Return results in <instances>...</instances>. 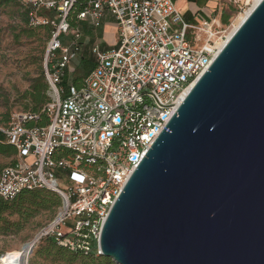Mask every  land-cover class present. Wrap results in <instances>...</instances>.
<instances>
[{
    "label": "built area",
    "instance_id": "obj_1",
    "mask_svg": "<svg viewBox=\"0 0 264 264\" xmlns=\"http://www.w3.org/2000/svg\"><path fill=\"white\" fill-rule=\"evenodd\" d=\"M19 1L31 25L53 26L45 77L55 97L40 113H15L0 122V134L17 151V162L1 171L0 196L12 200L38 188L56 192L62 206L36 241L52 238L71 251L101 256L102 229L112 205L186 91L228 40L234 17L226 25L222 13L209 14L194 24L174 0H89L78 18L97 25L110 12L118 42L105 50L94 47L95 65L81 86L63 87L61 79L78 56L82 37L67 20L76 0ZM256 1L228 0L226 9L246 13ZM53 10L56 20L44 16ZM42 113L48 124L30 125Z\"/></svg>",
    "mask_w": 264,
    "mask_h": 264
},
{
    "label": "water",
    "instance_id": "obj_2",
    "mask_svg": "<svg viewBox=\"0 0 264 264\" xmlns=\"http://www.w3.org/2000/svg\"><path fill=\"white\" fill-rule=\"evenodd\" d=\"M100 244L116 264H264V0L150 146Z\"/></svg>",
    "mask_w": 264,
    "mask_h": 264
},
{
    "label": "rangeland",
    "instance_id": "obj_3",
    "mask_svg": "<svg viewBox=\"0 0 264 264\" xmlns=\"http://www.w3.org/2000/svg\"><path fill=\"white\" fill-rule=\"evenodd\" d=\"M176 7L189 23L199 24L206 15H229V24L236 16V10H228V0H176ZM49 20H56L58 13L55 11L43 12ZM224 24H226L223 21ZM226 24V25H229ZM52 26V25H51ZM22 18L19 14V5L12 4L0 10V119L4 120L5 115L30 111L33 106L30 98H26V93L30 89L32 80L38 77L46 68L50 58L48 55V45L50 34L47 28H37L33 35L21 31ZM230 31V28H229ZM16 35L20 38L17 40ZM67 38H73L70 34ZM69 40V39H68ZM81 41V40H80ZM116 44L118 35L115 36ZM87 69L81 63L80 56H76L68 69L64 72L61 85L67 87L76 76H85ZM67 76V83L62 81ZM47 81V80H46ZM48 95L51 100L55 97L53 90L49 86ZM14 155L5 156L0 154V170L9 165L14 159ZM59 212L55 213L43 211L31 218L24 227L12 234H0V258L10 252H19L23 246L31 243L37 237L40 229L48 224ZM18 219L12 216L11 220ZM44 242V241H43ZM40 241L36 243L34 252L28 258V264H52L51 259L36 257V249ZM113 262V261H112ZM54 264H86L78 259L73 263L58 261ZM113 264H116L113 262Z\"/></svg>",
    "mask_w": 264,
    "mask_h": 264
},
{
    "label": "trees",
    "instance_id": "obj_4",
    "mask_svg": "<svg viewBox=\"0 0 264 264\" xmlns=\"http://www.w3.org/2000/svg\"><path fill=\"white\" fill-rule=\"evenodd\" d=\"M62 1L64 0H57L58 3ZM88 2L89 0H76L67 15V20L70 23L72 29L78 30L81 34L84 33L85 35L92 36L93 32L91 29H88L87 21L80 20L78 18V15L84 11ZM12 4L19 5V14L22 18V32L33 35V31L35 29L47 28L51 38L53 26L31 25L28 10L25 9L19 0H0V10ZM53 11L58 13L57 10ZM223 21L226 24H229V15H226V17L223 16ZM16 38L19 40L20 36L16 35ZM79 47L78 55L80 56V60L84 68L87 69V74L85 76H76L73 78L72 83L77 86H81L84 78L90 73L95 65V53L93 51L94 47L84 43L83 39H81L79 42ZM101 49L105 50L104 48ZM67 79L68 78L65 75L62 81L63 85L67 83ZM48 91L49 84L46 81L45 71L43 70L38 77L32 80L30 89L25 95L26 98H30L33 104V106L30 108V111L35 113H40L42 111L43 107L51 101ZM11 116L12 115L10 114L5 115V119H0V122H8L11 119ZM48 122V117L42 113L41 120L38 123H30V125L37 124L42 126L47 125ZM0 154L5 156L14 155L15 157L10 164H15L17 162L16 148L13 145L7 143L5 137L2 134H0ZM2 169L0 170V174ZM62 203L63 202L60 195L54 191L44 188L23 190L12 200H6L0 196V234L7 235L16 233L20 231L31 218L35 217L39 213L43 211L55 213L58 208L60 209ZM12 216H17L18 219L11 220ZM35 254L36 257L51 259L52 264L58 261L73 263L78 259L83 260L86 264H113L112 260L107 257L97 256L94 254L84 255L82 253L71 251L64 246L57 244L56 240L52 238L41 240L40 244L37 246Z\"/></svg>",
    "mask_w": 264,
    "mask_h": 264
},
{
    "label": "crops",
    "instance_id": "obj_5",
    "mask_svg": "<svg viewBox=\"0 0 264 264\" xmlns=\"http://www.w3.org/2000/svg\"><path fill=\"white\" fill-rule=\"evenodd\" d=\"M86 21L87 27L92 30L93 35L81 34L84 43L91 47L99 46L104 49L116 45L115 36L118 35V25L115 17L110 12L107 11L97 25L92 24L90 19H86Z\"/></svg>",
    "mask_w": 264,
    "mask_h": 264
},
{
    "label": "bare ground",
    "instance_id": "obj_6",
    "mask_svg": "<svg viewBox=\"0 0 264 264\" xmlns=\"http://www.w3.org/2000/svg\"><path fill=\"white\" fill-rule=\"evenodd\" d=\"M259 1L260 0H257L256 1V4ZM250 11H247L246 13L238 14V15H236L233 18L232 25L230 26V31H229V34H228V39L235 32V30L240 26V24L247 17V15H248V13ZM224 43H225V41L223 43H221L219 47L222 48V46L224 45ZM188 91H189V89L186 91V93L184 94V96L188 93ZM36 238H35V240H36ZM33 242H31L30 244H32ZM28 249H29V245L25 249L20 250L19 252H10V253H7L5 255H2V257L0 258V261H1L2 264H27V260H28V258L30 256V254L28 252Z\"/></svg>",
    "mask_w": 264,
    "mask_h": 264
}]
</instances>
